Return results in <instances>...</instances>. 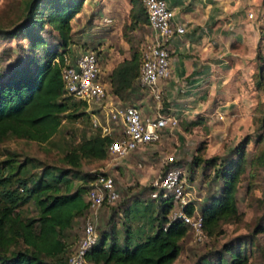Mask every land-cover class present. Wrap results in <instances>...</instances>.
<instances>
[{
	"label": "trees",
	"instance_id": "16d2710c",
	"mask_svg": "<svg viewBox=\"0 0 264 264\" xmlns=\"http://www.w3.org/2000/svg\"><path fill=\"white\" fill-rule=\"evenodd\" d=\"M84 1L25 0L21 19L9 30L0 29V38L17 40L18 51L6 64H2L6 53L0 52V142L11 136L43 143L58 131L64 117L88 115L83 101L64 93L60 77L64 67L63 57L68 56L71 63L74 60L71 20L80 12ZM129 17L132 23L147 25L142 6L135 10L132 5ZM21 40H26L25 46L20 44ZM258 61L254 84L256 88L263 89L264 62L260 53ZM139 65L140 55L136 51H131L128 59L116 64L108 74L109 94L124 101L129 99L135 88L144 89L136 80ZM166 104L161 95L160 113L168 112ZM198 124V120L187 122L188 127ZM259 126L261 134L255 136L253 142H261L262 147L253 160L247 161L245 156L246 144L250 142L248 135L220 159L215 169V176L221 180L218 195L210 197L199 210L204 236L211 237L219 223L238 218L237 185L246 166L249 173L260 175L263 183L261 197L264 200V113ZM116 137L112 132L111 135L97 134L85 140L63 155L68 168L59 173L43 170L37 179L19 174L24 172L25 162L19 164L12 158L1 161L0 264H64L73 249L67 254L69 246L63 239V232L71 227L75 217L87 213L83 195L98 172L84 174L83 186L79 188L69 190L66 187L61 191L60 185L67 182L66 173L74 172L82 158L105 161L109 156L107 147ZM199 151L200 144L195 150L196 155ZM217 159L213 157L206 163H213ZM196 160L195 157L193 163ZM175 165L180 164L177 162L171 166ZM29 200L34 203L36 216L22 220L15 209ZM143 207H153L156 211L154 216L150 215V232L133 244L130 243L133 234L126 223L122 222L120 242L112 236L111 230L103 231L100 235L97 232V242L85 254L86 263L172 264L180 253V241L189 225L181 219H169L176 207L171 197L160 200L149 198ZM183 211L192 217L193 205L189 202ZM94 226L96 228V223ZM263 230L264 226L257 225V232ZM16 241L21 243L22 249L7 254L8 247ZM195 264H247V256L241 248L232 250L224 246L202 255Z\"/></svg>",
	"mask_w": 264,
	"mask_h": 264
},
{
	"label": "rangeland",
	"instance_id": "374dc122",
	"mask_svg": "<svg viewBox=\"0 0 264 264\" xmlns=\"http://www.w3.org/2000/svg\"><path fill=\"white\" fill-rule=\"evenodd\" d=\"M24 1L0 0V29L9 30L21 19ZM122 1L85 0L80 12L71 20L73 56L84 51L98 53L101 73L103 70L105 74L108 73L109 69L118 64L122 58H128V47L129 52L133 50L139 54L145 44L138 34L148 29L139 23H132L129 17L130 10L123 12L124 3L122 4ZM116 2L119 4L118 6L113 4ZM127 3L133 5L135 10L141 9L139 0H125V5ZM16 41L15 38H0V52L6 53L2 64H6L8 59L18 52ZM20 44L25 46L26 40H21ZM124 104L137 105L139 102L126 101ZM148 104L151 106L152 102L148 100ZM85 110L88 115L64 117L58 131L46 142L36 143L11 136L4 139L0 142V163L5 158H12L19 164L25 162L24 172L19 174L33 179L41 177L43 170L59 173V171L68 168L62 159L65 152L74 147L77 148L79 144L97 134L100 135V128L93 126L94 118L102 126L107 124L108 127L115 128L106 121V116L99 106L94 104ZM263 113L264 90L259 98L255 114H253L251 125L247 130L242 127L239 133L235 134L232 130L235 127H227L224 123L212 125L208 129L206 126L198 128L181 124L180 130L184 129L183 133L189 132L192 135L188 138L189 143L185 145V139L180 141L178 138L177 130L179 134L181 133L179 123H177L173 130L161 133L159 142L145 148L141 161L128 157V159L126 157L113 158L110 155L103 162L82 158L74 172L66 173L67 182L60 185L61 191H64L66 187L73 190L83 186V175L87 172H105L112 176L118 199L112 205L103 204L98 208L95 213L96 231L100 235L103 231L111 230L112 236L117 242H120L122 240V222L126 223L129 232L133 234L130 239V243L133 244L150 232L149 225L152 222L150 215L154 216L156 211L153 207L144 208L143 204L149 200L150 184L159 174L162 157L173 153L182 166L187 177L188 200L194 208L193 216L197 217L200 215V208L209 201L210 197L218 195L221 180L215 176L217 174L215 169L219 166L220 159L245 135H248L250 139L245 147L247 161L253 160L259 153L262 144L253 141L255 136L261 134L259 120ZM118 130L119 128L116 127L112 132ZM199 144L200 151L196 155L195 150ZM195 157L197 160L193 163ZM213 157L218 158L213 162L215 164L206 163V160ZM127 161L132 162V170L124 168L123 162ZM136 161L142 163V168H138L134 164ZM108 166L110 169L107 168ZM113 167L117 169L115 176L111 174ZM139 170L143 173H139ZM249 172L250 170L246 166L237 185L238 218L232 222L219 223L211 237L204 236L200 239L196 238L191 226H188L186 235L180 241V253L172 264H195L202 255L220 250L224 246L232 248V250L241 248L247 256V264H264V230L256 231L257 225L264 226V200H262L260 189L263 183L260 181L259 174L251 172L253 174L251 175ZM144 188L147 190H143ZM174 208L177 209V206ZM15 212L20 219L25 220L34 218L37 210L33 201L29 200L19 205ZM84 218V215L75 217L71 227L63 232V239L69 246L67 254L70 249L76 247L82 233ZM20 249H22L21 243L16 241L8 247L6 252L9 254L11 251Z\"/></svg>",
	"mask_w": 264,
	"mask_h": 264
},
{
	"label": "crops",
	"instance_id": "0c3cea01",
	"mask_svg": "<svg viewBox=\"0 0 264 264\" xmlns=\"http://www.w3.org/2000/svg\"><path fill=\"white\" fill-rule=\"evenodd\" d=\"M165 2L173 12L172 23L184 29L182 34H175L167 41L169 74L159 83L168 112L178 119L179 130L181 124L194 120H198L199 124L195 126L198 128L206 126L208 129L224 123L230 128L234 126L232 130L235 134L242 127L247 130L264 90L254 84L259 53L264 62V0ZM123 3V12H128L131 5H125V0ZM113 4L119 5L117 2ZM143 25L148 30L138 34V37L146 43L152 33L146 24ZM127 51L129 58V47ZM109 71L106 74L104 70L102 72L107 90ZM148 100L152 102L151 106ZM126 101L139 102L133 105L143 116L151 117L159 113L157 104L141 88H135L129 99L123 102L108 94L102 110L110 103L118 106ZM183 130H180L181 134L177 130V135L180 141L185 139L186 145L192 135L183 133ZM145 148L133 151L126 159L141 161ZM123 164L124 168L132 170V162ZM107 168L110 169L109 166ZM116 170L114 167L111 169L114 174Z\"/></svg>",
	"mask_w": 264,
	"mask_h": 264
},
{
	"label": "built area",
	"instance_id": "2783aa9c",
	"mask_svg": "<svg viewBox=\"0 0 264 264\" xmlns=\"http://www.w3.org/2000/svg\"><path fill=\"white\" fill-rule=\"evenodd\" d=\"M140 3L152 36L141 51L136 80L137 84L144 88L157 104L159 113L151 117L143 116L139 108L133 104L114 106L110 103L102 110L109 90L102 80L99 57L93 51H84L75 55L72 63L65 55L63 57L64 67L60 74L66 95L83 101L88 109L94 104L99 106L106 116V121L115 128H119L117 132H114L117 137L107 147L108 155L113 158H124L137 149L159 142L161 133L173 130L178 123V119L173 114L160 113L159 83L169 74L167 41L175 34H182L184 29L172 23L173 12L165 0H140ZM93 120V126L100 128L102 136L111 135L115 129L108 127L107 124L100 125L96 118ZM177 162L173 153L162 157L159 174L150 184L149 198L160 200L171 197L177 209L174 208L171 211L169 219H181L191 226L196 238L200 239L204 237L200 215L189 217L183 211L184 206L189 203L188 185L186 189L187 177L182 166H171ZM134 164L137 167L142 165L138 161ZM111 174L115 176L114 173ZM84 197L87 213L84 215L82 233L76 247L66 257L64 264L86 263L85 254L95 245L98 238L94 226L95 213L103 204L112 205L118 199L112 176L105 172H98Z\"/></svg>",
	"mask_w": 264,
	"mask_h": 264
},
{
	"label": "clouds",
	"instance_id": "9594fccd",
	"mask_svg": "<svg viewBox=\"0 0 264 264\" xmlns=\"http://www.w3.org/2000/svg\"><path fill=\"white\" fill-rule=\"evenodd\" d=\"M84 199H85V197H84Z\"/></svg>",
	"mask_w": 264,
	"mask_h": 264
}]
</instances>
